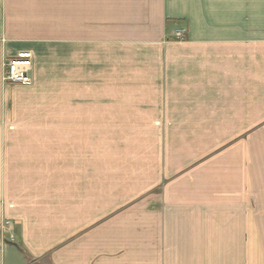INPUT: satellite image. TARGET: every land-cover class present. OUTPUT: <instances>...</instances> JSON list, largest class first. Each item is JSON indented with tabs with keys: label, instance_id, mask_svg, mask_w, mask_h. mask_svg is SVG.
<instances>
[{
	"label": "crops",
	"instance_id": "1",
	"mask_svg": "<svg viewBox=\"0 0 264 264\" xmlns=\"http://www.w3.org/2000/svg\"><path fill=\"white\" fill-rule=\"evenodd\" d=\"M21 52L30 85L3 79ZM51 94L63 111L201 127V167L164 198L119 195L83 177L103 168L51 156L34 114ZM259 222L264 0H0V264H259Z\"/></svg>",
	"mask_w": 264,
	"mask_h": 264
},
{
	"label": "rangeland",
	"instance_id": "2",
	"mask_svg": "<svg viewBox=\"0 0 264 264\" xmlns=\"http://www.w3.org/2000/svg\"><path fill=\"white\" fill-rule=\"evenodd\" d=\"M43 97L47 100L41 106L46 109L34 114L49 122L43 129L49 135L51 156L65 149L67 165L91 162L99 170L103 168L100 172L107 170L83 177L102 183L112 179L119 195L137 198L144 187L145 198H164L171 181L201 167L208 149L200 141L203 128L154 126V112L107 111L100 102L94 111H63L58 109L56 94ZM257 229V258L264 264V222Z\"/></svg>",
	"mask_w": 264,
	"mask_h": 264
},
{
	"label": "built area",
	"instance_id": "3",
	"mask_svg": "<svg viewBox=\"0 0 264 264\" xmlns=\"http://www.w3.org/2000/svg\"><path fill=\"white\" fill-rule=\"evenodd\" d=\"M187 30L184 28L177 29L174 32L176 39H185ZM33 53L32 52H21L15 57L9 58L5 61V72L3 79L8 83L30 85L33 83L31 74L33 66ZM12 222L6 221L5 226H11ZM14 235H11V240H14Z\"/></svg>",
	"mask_w": 264,
	"mask_h": 264
}]
</instances>
